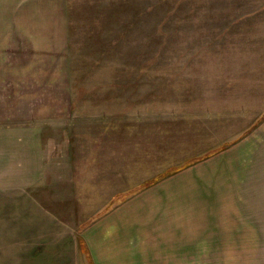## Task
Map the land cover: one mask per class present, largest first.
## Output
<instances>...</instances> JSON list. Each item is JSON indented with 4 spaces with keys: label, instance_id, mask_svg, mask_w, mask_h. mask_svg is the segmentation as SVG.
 Segmentation results:
<instances>
[{
    "label": "rangeland",
    "instance_id": "374dc122",
    "mask_svg": "<svg viewBox=\"0 0 264 264\" xmlns=\"http://www.w3.org/2000/svg\"><path fill=\"white\" fill-rule=\"evenodd\" d=\"M0 128L39 130L47 168L0 170V264H84L83 232L125 229L129 264H162L142 214L176 220L166 264H264V0H0ZM181 172L173 205L134 204Z\"/></svg>",
    "mask_w": 264,
    "mask_h": 264
},
{
    "label": "crops",
    "instance_id": "0c3cea01",
    "mask_svg": "<svg viewBox=\"0 0 264 264\" xmlns=\"http://www.w3.org/2000/svg\"><path fill=\"white\" fill-rule=\"evenodd\" d=\"M39 136H40L39 130H36L34 128H30V129L23 128L21 130H15V128H0V143H4L6 146V152L3 154L6 161L0 165V170H6L9 178L7 180L8 183L6 188L25 190L30 188L31 186L40 184L42 182L43 170H47V168H45L43 157L40 155L41 148H39L40 147ZM199 169L201 168L194 166L189 168L187 167L186 169L181 168L180 170H199ZM184 173L186 172H181L178 175H175L176 174L175 173L172 174V176L165 177L162 180L159 179L158 182H155L149 187H147V189L144 191V193L146 194L138 195L137 200H135L136 202L134 204L140 203L139 207H141V205L146 206L148 203L146 204V200L144 201V199L147 197L148 194L151 195V192H154L155 190L158 192V194H154V196H160L161 198L166 197V200L167 201L170 200L171 205H173L174 204L173 202L176 199L175 192L178 193L177 186L179 182L177 180L178 179L181 180L182 178H185L187 174L184 175ZM160 191L162 192V195L160 194ZM157 199L153 197V199L151 200L155 202ZM142 211L145 212V210L143 209ZM133 220H135L134 222H138V223L139 222L159 223L157 225L158 228L156 230L157 233H156L155 249L159 247L162 248L163 251L158 250V252L162 253V255L161 254L159 255L160 257L159 259H157V261H159V263L162 264L171 263L165 261V256L167 255V253L169 252L168 250L171 247L169 242L171 239H173V237L170 236L173 234V232L171 233L169 232V230H164V226L162 225L176 223V220H174V216L163 215V214H159V215L142 214ZM177 221L178 223L184 222L181 220H177ZM129 232L131 233L132 231L125 229V230H120L118 232L116 231L108 232L107 230L105 231L87 230L86 232H83L82 235L78 237L79 245H80V250L79 249L78 250L85 259L86 263L84 264H97L95 260H98V258L104 259V257L105 259H107L106 262L107 264H129L131 262V260H129L130 255L141 256L142 255L140 251V249H142L141 246L140 247L138 246V249H135L137 245L135 246V248L128 249V247L123 246L120 242L118 243V239L120 238L127 239L128 235H130ZM135 232H136V236L139 238L136 239L138 244V240L142 239V236L140 235H143L141 234L143 232H140L139 230L138 231L135 230ZM101 239H103L104 241H102ZM210 239L212 238L210 237ZM219 239L220 238L216 236L213 238L211 242L212 244L211 249L216 250L217 245L219 243L218 242ZM234 240L235 238H232V240L230 241L232 243L231 244L226 242L227 241L226 239L221 238V242H222L221 244L222 246L224 245V243L227 245L230 244V246H233L231 248H235V247L238 248L239 240L238 241H234ZM190 242L191 241H189V243ZM194 243L196 242L193 241V244ZM188 246L190 245L188 244ZM219 252L220 251L214 253L209 252V254H215ZM231 252L238 253L237 250ZM76 253L78 255V251ZM99 253L102 257L99 256ZM135 259L137 260L135 264L146 263V262L144 263L138 262L140 258L135 257ZM152 262L155 263L154 260H151V263Z\"/></svg>",
    "mask_w": 264,
    "mask_h": 264
},
{
    "label": "trees",
    "instance_id": "16d2710c",
    "mask_svg": "<svg viewBox=\"0 0 264 264\" xmlns=\"http://www.w3.org/2000/svg\"><path fill=\"white\" fill-rule=\"evenodd\" d=\"M184 167H185V166H184ZM181 168H183V167L173 168L172 170H173V172H174V171H176V170H180ZM173 172H172V173H173Z\"/></svg>",
    "mask_w": 264,
    "mask_h": 264
}]
</instances>
